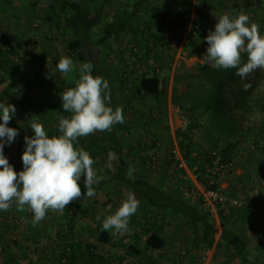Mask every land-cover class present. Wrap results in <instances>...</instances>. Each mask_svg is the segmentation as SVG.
<instances>
[{"label":"rangeland","instance_id":"obj_1","mask_svg":"<svg viewBox=\"0 0 264 264\" xmlns=\"http://www.w3.org/2000/svg\"><path fill=\"white\" fill-rule=\"evenodd\" d=\"M124 1L134 0L106 3L104 23L95 30L89 55L98 58L104 66L118 106L123 109L124 122L119 133L127 157L128 177H146L175 199L201 203V213L217 227L224 222L229 230L244 238L251 260L260 264L264 260V248H257L264 241V68L253 70L243 81L226 89L229 99L226 125L233 127L231 131L219 130V124L213 123L211 115L201 106L203 96L199 103L193 96L192 99L187 96L199 87L210 90L207 82L214 76V68L203 59L208 47L204 38L214 29L216 17L227 14L228 7L238 3L241 7L232 16L246 14L249 22L257 24L264 35V0H150L130 24L136 35L131 32L112 38L100 54L96 53L93 41L121 11ZM197 20L201 24L195 25ZM149 33L153 34L150 39ZM73 38L62 18L45 3L0 0V67L10 50L15 51L12 62L0 72L3 80L0 91L10 93L27 79L44 78L28 92L26 111L15 106L17 117L8 125L19 134L10 146H5L4 154L17 172L23 170L18 140L33 135L29 120L40 122L48 133L58 127L60 117L65 115L60 93L75 86L78 66L82 64L68 49ZM61 57L71 58L76 70L66 76L53 71L52 66ZM241 60L247 61L246 53L241 54ZM154 72L163 82V94L141 98L137 94L138 80L144 73ZM253 79H257L254 92L236 109L235 92ZM232 138L238 141V147L229 163L231 170L219 177L214 173V157H220L218 148ZM93 144L110 146L104 131L79 138L75 146L85 149ZM176 147L188 170L196 169L200 185L220 190L226 201L217 206V215L204 207L202 201L183 197L181 187L187 172L178 165ZM150 157L158 161V170L149 167ZM92 158L96 175L101 178L93 185L94 197L82 196L62 210H48L45 218L36 224L27 206L23 211L13 205L10 210L0 212V264H29V261L32 264H245L221 240V231L214 237L211 248L215 249H207V243L201 240L200 224L193 227L184 216L150 208L145 200L146 204L139 203L137 212L130 217L126 232L102 230L103 218L114 214L129 191L125 184L109 180L118 165L116 156L110 168L108 155ZM83 179L82 176L79 182L82 194ZM102 180L106 184L100 188ZM93 201L94 209L83 215L81 210L91 208ZM74 213L77 218L71 235L68 223ZM160 226L168 246L151 255L145 246L146 237ZM103 232L110 236V242L100 241ZM71 243H78L72 249L78 256L68 261L65 254L71 253L67 250ZM129 244L143 256H129L126 249Z\"/></svg>","mask_w":264,"mask_h":264},{"label":"clouds","instance_id":"obj_2","mask_svg":"<svg viewBox=\"0 0 264 264\" xmlns=\"http://www.w3.org/2000/svg\"><path fill=\"white\" fill-rule=\"evenodd\" d=\"M216 19L214 29L204 38L208 47L203 59L217 69L235 68L242 81L253 70L264 68V35L260 34L259 26L250 23L243 13L222 14ZM242 53L247 54L246 62L241 60ZM76 68L69 57H61L52 66L53 71L65 76ZM78 70L75 86L60 93L63 111L70 115L60 117L59 134L50 137L40 122L29 120L33 135L24 137L23 170L19 172L4 154L5 146H10L19 134L16 128L8 126L16 107L0 102V212L10 210L13 205L18 211L27 206L36 224L45 218L48 210H62L82 196L96 195L93 185L101 178L93 168L95 161L88 151L75 144L81 137L110 131L115 124L123 123V109L110 106L109 82L92 75L90 62L80 64ZM115 155L108 153L107 167L112 166ZM82 176L83 194L79 184ZM139 203L134 193H127L114 214L103 218L102 230L126 232Z\"/></svg>","mask_w":264,"mask_h":264},{"label":"trees","instance_id":"obj_3","mask_svg":"<svg viewBox=\"0 0 264 264\" xmlns=\"http://www.w3.org/2000/svg\"><path fill=\"white\" fill-rule=\"evenodd\" d=\"M109 1L110 0H88L86 2H77L72 0H37V2L45 3L51 7L59 16V18H62L65 28L69 32H72V34L75 36V38H73V40L68 44L69 51L81 63H91V72L93 76L99 75L106 80H108V78L105 75L104 66L98 58H93L89 55V49L92 44L91 39L94 37L95 30L104 23V8L106 3ZM149 1L150 0H134L122 2L121 11L116 14V16L102 29L101 33L96 36L97 38L95 41H93V45L96 49L95 52L100 54L101 49L108 43L110 39L131 33V22L138 18L139 12ZM240 7L241 5L238 3H233L228 7L227 14L232 16V12L235 10L238 11ZM200 8L201 6L199 9ZM196 24H201V20L195 21V25ZM194 30H196V27H194ZM10 51L11 52L9 53L8 57L3 62H1L0 72L4 71V67L8 66L10 62H12L11 56L14 55L15 51L13 49ZM211 66L214 68V76L207 82V86L210 88V90H206L205 88L198 86V90L190 93V95L187 97L192 99L191 96H193L195 101L199 103L201 100L200 96H203L201 106L211 115L213 123L219 124V130L223 129V131H231L233 127L231 125H226L227 115L229 114L227 104L229 99L226 97L225 91L229 86H234L237 84L241 78L235 74V68L225 70L217 69L213 64H211ZM43 79V77L39 76L32 77L24 81L18 87L13 88V91H10V93L9 91L7 93L0 91V102L13 104L17 107H20V111H26L27 104L29 103L28 92L34 85L42 82ZM2 81L3 80L0 79V82ZM256 84L257 79H253L252 83H248L244 88L235 92L234 97L236 96V109H239L241 106L240 103L244 104V102H246V100L251 96L256 88ZM109 88L111 93L110 106L115 109L118 106L116 96L110 84ZM137 94L141 98L145 96H153L155 98L160 97L163 94V82L160 79L158 73H144L138 80ZM69 115V113L65 112L64 117ZM14 117H17L16 114ZM120 125L121 123L115 124L110 131H104L108 137L110 146H100L93 144L86 145L85 147V150L89 152L91 157L108 155L109 152L116 154L115 156L118 158V165L116 170L111 173L109 180L125 184L129 192L141 195L143 200L147 202V206L150 208L155 210H169L170 213L175 216H184L187 224L193 227H196L198 224H200L202 229L201 240L204 243H207V249L212 247L214 237L219 233V231H221V240L226 242L232 248V250L239 256L243 263L257 264L251 260L250 253L247 249V243L245 242L244 238H242L235 231L229 230L224 222L221 223L220 228L211 223L207 219L206 215L201 213V203L191 204L183 199H175L172 196L166 194L163 190H160L146 177H128V162L119 133ZM58 134V127L48 132L50 137ZM180 134L178 133L177 136H181ZM18 142V156L21 157L25 148V144L24 140L21 139H19ZM237 147L238 141H236L235 138L227 140L224 147L218 148L220 161L226 164L230 163L233 153ZM190 152L189 153L192 154L193 151ZM214 158L217 159L216 156ZM187 162H189L191 166V163L188 159ZM100 182V188H102L106 182L104 180ZM185 184L186 182L184 181L183 185ZM207 188L213 187L209 185ZM94 206L95 202L93 201L91 208L81 210V213L86 215V213L94 209ZM76 216L77 213H74L70 219V223H68L71 235H73L75 232ZM161 232L162 227L160 226L158 227L157 231L149 233L146 237L145 246L151 255L164 250L168 246V240L161 234ZM110 239L111 238L107 233H101V242L108 243L110 242ZM76 244L78 243H71L67 248V250L71 252L65 254V257H67L68 261L77 259L78 255H76L72 250L74 249V246H77ZM257 248H264V241L257 244ZM126 249L129 256H143V253L140 250L136 249L130 244L126 246ZM29 264H32L31 261H29ZM260 264H264V260Z\"/></svg>","mask_w":264,"mask_h":264},{"label":"built area","instance_id":"obj_4","mask_svg":"<svg viewBox=\"0 0 264 264\" xmlns=\"http://www.w3.org/2000/svg\"><path fill=\"white\" fill-rule=\"evenodd\" d=\"M186 44H188V42ZM174 154L179 162L180 168L187 172L185 177L186 184L181 187L183 197L191 201H202L204 207L208 208L211 213L217 215V206L223 205L226 201L220 195V190L216 188H206L205 186L200 185L198 183V174L196 173V169L194 171L188 170V167L177 147ZM148 165L154 170L159 169L158 161L155 157L149 158ZM230 170L231 164L223 163L220 161V157H217L214 161V173L221 177ZM235 204L237 205V203Z\"/></svg>","mask_w":264,"mask_h":264},{"label":"crops","instance_id":"obj_5","mask_svg":"<svg viewBox=\"0 0 264 264\" xmlns=\"http://www.w3.org/2000/svg\"><path fill=\"white\" fill-rule=\"evenodd\" d=\"M132 34H135V35H136L134 29L132 30ZM152 35H153L152 33H149V39H150V37H151ZM155 38H157V35H155V33H154V39H155ZM149 39H147V41H148ZM117 104H118V103H117ZM140 196H141V195H140ZM140 196L137 197V199L139 200L140 203H142L143 205H145V204H146L145 201L143 200L142 196H141V197H140ZM223 248L225 249V248H229V247H223ZM211 249L214 250L215 247H214V248H211ZM211 249H210V250H211Z\"/></svg>","mask_w":264,"mask_h":264}]
</instances>
